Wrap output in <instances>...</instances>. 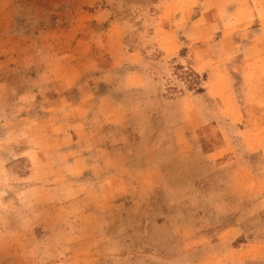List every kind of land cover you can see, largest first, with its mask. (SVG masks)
Segmentation results:
<instances>
[{
  "label": "rangeland",
  "instance_id": "obj_1",
  "mask_svg": "<svg viewBox=\"0 0 264 264\" xmlns=\"http://www.w3.org/2000/svg\"><path fill=\"white\" fill-rule=\"evenodd\" d=\"M262 6L0 0V264H264Z\"/></svg>",
  "mask_w": 264,
  "mask_h": 264
},
{
  "label": "crops",
  "instance_id": "obj_2",
  "mask_svg": "<svg viewBox=\"0 0 264 264\" xmlns=\"http://www.w3.org/2000/svg\"><path fill=\"white\" fill-rule=\"evenodd\" d=\"M247 8H249V10H251L252 11V13L253 14H255L256 12H257V6H255V7H253V4H251L250 2L248 3V5L246 6ZM262 8H264V6H262ZM259 15V14H258ZM262 17H264L263 15L264 14H260ZM260 28V30H262L263 31V29H264V25H262V27H259ZM263 38V37H262ZM256 46H257V49H260V48H263L264 47V43L261 41V44H256ZM264 95V94H263Z\"/></svg>",
  "mask_w": 264,
  "mask_h": 264
}]
</instances>
